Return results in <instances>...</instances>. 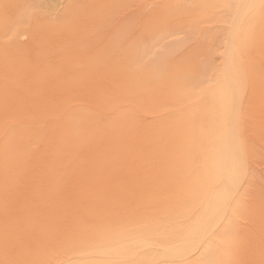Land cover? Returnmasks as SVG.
<instances>
[{
  "label": "bare ground",
  "instance_id": "6f19581e",
  "mask_svg": "<svg viewBox=\"0 0 264 264\" xmlns=\"http://www.w3.org/2000/svg\"><path fill=\"white\" fill-rule=\"evenodd\" d=\"M0 264H264V0H0Z\"/></svg>",
  "mask_w": 264,
  "mask_h": 264
}]
</instances>
